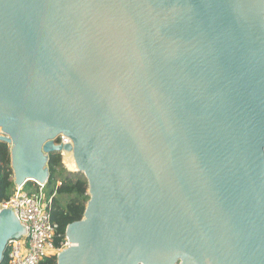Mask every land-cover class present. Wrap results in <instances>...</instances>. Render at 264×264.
Here are the masks:
<instances>
[{"label": "water", "instance_id": "1", "mask_svg": "<svg viewBox=\"0 0 264 264\" xmlns=\"http://www.w3.org/2000/svg\"><path fill=\"white\" fill-rule=\"evenodd\" d=\"M0 130L87 180L57 264H264V0H0Z\"/></svg>", "mask_w": 264, "mask_h": 264}, {"label": "built area", "instance_id": "2", "mask_svg": "<svg viewBox=\"0 0 264 264\" xmlns=\"http://www.w3.org/2000/svg\"><path fill=\"white\" fill-rule=\"evenodd\" d=\"M52 142L61 147L72 146L71 140L63 134L57 135ZM65 152L70 151L61 150L52 154L63 156ZM46 182L47 179L42 183L32 182L35 191H26L25 183L14 184L10 198L0 202V212H11L25 229L20 236L7 241L4 250L7 251V264H38L46 257H57L60 252L71 246L66 234L62 237L58 232V224L51 221V198H46L43 192ZM56 240H59L58 245Z\"/></svg>", "mask_w": 264, "mask_h": 264}, {"label": "trees", "instance_id": "3", "mask_svg": "<svg viewBox=\"0 0 264 264\" xmlns=\"http://www.w3.org/2000/svg\"><path fill=\"white\" fill-rule=\"evenodd\" d=\"M58 164H60V155L51 154L48 160L49 177L44 186V195L46 198H51V221L58 224V232L64 237L66 227L82 219L89 195L88 183L84 176L62 177L57 181L54 171ZM11 175L10 147L0 142V202L8 200L13 193L14 184ZM30 185H32L31 181L25 182L24 189L29 191L27 188ZM58 242L59 240H56V245ZM7 261V251H4L0 264H7ZM38 264H57V258L49 256Z\"/></svg>", "mask_w": 264, "mask_h": 264}, {"label": "rangeland", "instance_id": "4", "mask_svg": "<svg viewBox=\"0 0 264 264\" xmlns=\"http://www.w3.org/2000/svg\"><path fill=\"white\" fill-rule=\"evenodd\" d=\"M10 147V145H8ZM65 156H67V154H63V156L60 154V166L57 167L54 171L55 175L54 177L57 179V181L61 180L62 177H71V178H75V177H78V176H84L82 172L80 171H76V169L74 171H71L68 166L66 165V158ZM63 171H65V173L63 174ZM49 177V175H48ZM13 179H14V175L12 173L11 175V180L13 182ZM59 184V182H58ZM57 184V185H58ZM34 189V185H30L27 190L29 191H32ZM36 190V189H35ZM33 190V191H35ZM43 192H44V189H43ZM46 192V190H45ZM180 263V260H177L176 264H179Z\"/></svg>", "mask_w": 264, "mask_h": 264}, {"label": "bare ground", "instance_id": "5", "mask_svg": "<svg viewBox=\"0 0 264 264\" xmlns=\"http://www.w3.org/2000/svg\"><path fill=\"white\" fill-rule=\"evenodd\" d=\"M1 131V130H0ZM65 155L67 154V156H65L66 158V165L68 166V168L71 171H74L76 169V171H78L75 159L73 157V153L72 152H65ZM60 256V255H59ZM140 264V263H139Z\"/></svg>", "mask_w": 264, "mask_h": 264}]
</instances>
